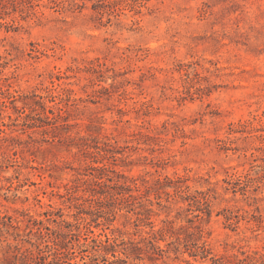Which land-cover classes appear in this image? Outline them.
Here are the masks:
<instances>
[{
  "label": "rangeland",
  "instance_id": "obj_1",
  "mask_svg": "<svg viewBox=\"0 0 264 264\" xmlns=\"http://www.w3.org/2000/svg\"><path fill=\"white\" fill-rule=\"evenodd\" d=\"M53 5L41 0L39 15L0 8V213L14 218L0 226V264H24L23 253L44 247L45 225L67 241L62 264L89 261L92 236L125 241L106 255L120 264L127 255L130 264H219L247 254L264 264V0ZM104 173L143 185L185 175L209 205L196 210L167 187L171 196L142 195L134 210L110 213L106 203L77 215L75 197ZM172 224L182 244L202 229L211 255L178 250L169 235L156 242L164 251L145 239Z\"/></svg>",
  "mask_w": 264,
  "mask_h": 264
},
{
  "label": "trees",
  "instance_id": "obj_2",
  "mask_svg": "<svg viewBox=\"0 0 264 264\" xmlns=\"http://www.w3.org/2000/svg\"><path fill=\"white\" fill-rule=\"evenodd\" d=\"M41 0H0V8H7L9 5H12L16 8H19L20 11L33 14V15H39L38 7L40 6ZM54 3V7L60 8L65 7L66 0H51ZM99 153H101L99 151ZM104 156H107L106 153H104ZM98 170L105 171L108 169L106 164L102 166L96 167ZM102 174V173H101ZM108 174V173H104ZM104 176H107V180L110 182H107L104 180ZM240 177V176H238ZM238 183H244L242 181V178H237ZM190 180V177L185 175L177 174L175 178H171L169 176H166L164 179L158 178L153 184H145L140 182L138 178H129V180H126L124 182L116 181L114 182L112 179V176L108 175H99L98 179L95 180L94 185L91 188V191L89 195H80L76 196L75 199L78 200L76 203V207L79 208V211L77 212V215L82 214L83 212L94 214L96 211L101 210L103 206L108 203L111 208L108 212L112 213L115 211V208L117 205L122 204L125 207L130 208V210H134V207L136 206L137 199L142 197V195L149 196L151 192L155 191L157 198L162 197V191L166 192L169 196L172 195L170 191H167V187H173L176 193L180 194L183 199L189 200L191 205L196 206V210H200L202 212H205V209H207L209 205V196L206 193H202V195L199 194H193L190 191V184L188 181ZM248 183L245 182L244 187L247 186ZM145 188H144V187ZM134 191L138 192V196L134 194ZM184 193L187 195L185 196ZM86 202H89L90 209L86 210L84 209V206L86 205ZM150 209V208H147ZM138 219L140 221H146L148 224H153V221H151L150 214L142 211L137 212ZM200 213H197L196 216H200ZM14 218L12 216L2 215L0 213V226H14ZM90 222H87L84 227L87 229V234L93 233L90 226ZM72 224H70L71 226ZM79 226V225H77ZM41 228V229H40ZM39 233L41 239H43L45 242L44 247H40L38 245L39 250L37 253L33 252L32 250L29 253H23V261L24 264H30V259L36 261V264H62V260L64 255H67L69 252L68 250V244L65 239L61 238V235L58 231L54 230L49 225H45L44 228L39 227ZM70 234H75L73 230L71 229ZM169 235L171 237H176V239L179 241L178 250L181 246V240L183 238V235L181 233V227L175 228V226L172 224L170 226L165 225L157 229L156 231H153V234L150 236L145 237V239L150 242L151 245L154 246V248H158L160 251H164L165 249L161 248L160 246L156 245V242H158L159 239H164L166 236ZM191 235V234H190ZM189 235V237H190ZM160 236V237H158ZM196 237L191 236V238L184 237L185 242L182 244L185 247V252H189L191 256L197 257L199 254H201L202 258H207L211 255V249L208 246L207 241L204 239L203 230L198 229V232L195 235ZM87 238V237H85ZM92 240L94 242L92 248V254H89L90 257L89 261H85L82 264H100L99 255L101 252L104 253L103 260L106 264H120L118 262V259H110L108 254H112L114 257H117V253L121 252L122 250H126L129 245H126L125 241L118 242L117 238H111L106 237V239H99L94 236H92ZM174 241L170 242L173 243ZM133 245L132 247H137V244L135 242H131ZM121 245H124L120 247ZM176 247V248H177ZM121 248V249H120ZM124 252V251H123ZM52 256V260H48V258ZM129 256L127 255V258L121 259L125 264H130L129 262ZM214 258V257H212ZM120 259V258H119ZM218 260L219 264H259L257 262V257L254 255L247 254L246 256L242 258H237L235 261H231L230 259H220L215 258V260ZM78 264V263H76Z\"/></svg>",
  "mask_w": 264,
  "mask_h": 264
}]
</instances>
